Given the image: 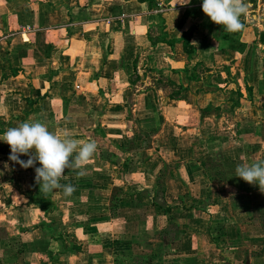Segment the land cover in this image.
<instances>
[{
	"label": "crops",
	"instance_id": "1",
	"mask_svg": "<svg viewBox=\"0 0 264 264\" xmlns=\"http://www.w3.org/2000/svg\"><path fill=\"white\" fill-rule=\"evenodd\" d=\"M182 2L0 0V136L97 145L65 196L0 141V264H264V0L231 35Z\"/></svg>",
	"mask_w": 264,
	"mask_h": 264
},
{
	"label": "clouds",
	"instance_id": "2",
	"mask_svg": "<svg viewBox=\"0 0 264 264\" xmlns=\"http://www.w3.org/2000/svg\"><path fill=\"white\" fill-rule=\"evenodd\" d=\"M191 0H183L181 5L189 4ZM248 5L244 0H203L202 12L216 25L222 27L225 33L234 34L244 27L240 17L247 12ZM0 141L10 148L9 159L21 168H35V183L40 191L45 193L63 189V195L70 196L75 188L72 185L59 183L64 172L71 167L73 170L82 168L96 151L94 141H78L65 134L49 131L48 127L39 121H24L16 127L8 128ZM75 153V155H73ZM28 156L26 161L20 156ZM236 177L244 182L257 185L264 193V158L250 163H240L235 169Z\"/></svg>",
	"mask_w": 264,
	"mask_h": 264
},
{
	"label": "trees",
	"instance_id": "3",
	"mask_svg": "<svg viewBox=\"0 0 264 264\" xmlns=\"http://www.w3.org/2000/svg\"><path fill=\"white\" fill-rule=\"evenodd\" d=\"M138 1L139 2H146L150 8L156 7L158 2H159V0H138ZM188 46H189L188 43H185V41H184L183 48L186 50V52L192 53L194 51V49L192 47H190V46L188 47Z\"/></svg>",
	"mask_w": 264,
	"mask_h": 264
}]
</instances>
